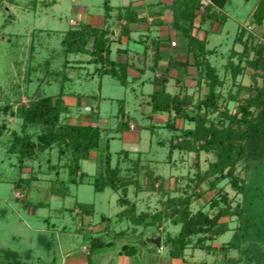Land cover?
Listing matches in <instances>:
<instances>
[{"label":"rangeland","instance_id":"rangeland-1","mask_svg":"<svg viewBox=\"0 0 264 264\" xmlns=\"http://www.w3.org/2000/svg\"><path fill=\"white\" fill-rule=\"evenodd\" d=\"M103 1L56 0L52 3L53 0H0V107L3 109L9 104L15 110L21 105H27L31 98L59 94L64 87L62 105L67 109L61 114L62 123L84 124L89 120L86 116L88 113L93 116L90 123L95 124L98 122V117H103L114 124L118 118L119 99H124L130 111L127 115L133 119L131 127H135L136 122L141 142L127 146L129 144H124L126 142L121 137L122 134H117V130H114L116 138L110 140L112 165L119 164L121 176L131 179L137 177L140 184L139 186L136 183L129 184L126 191H123L122 187L117 190L107 188L103 192L96 191L93 181L102 170L101 162L98 160V150L101 153L107 143L106 137L103 136L100 149L97 151L94 149L89 158L82 162L83 171L88 174L84 177V183L71 184L70 193L65 196L51 194L49 189L52 181L57 177L66 179L68 176L69 168L65 164L69 162L70 154L62 156L58 147L54 146L42 152L38 158L27 160L21 165L18 154L10 152L9 147L13 140L12 131L21 132L22 121L10 112L2 113L0 123L5 122L8 130L0 136V210L8 209V214L0 215V264H13V258H4L3 254L5 249L10 248L18 250L20 255L24 250L30 252L29 260L21 256V260L27 261L25 264H51L53 257H48L46 243L36 239L39 234H43V237L46 234L48 240L52 241L51 244H55L56 250L53 253L54 257L57 256L55 264H62L60 249L80 251L83 245L89 247L92 238L99 234L104 225L110 227L111 233L115 235L119 233L120 236L126 237L142 235L150 238L161 234L164 238L167 234L177 235L181 226L173 224L170 219H165L161 227L146 228L145 225L132 224L129 215L120 214L123 210H132L133 206L138 214L143 211L153 214L157 210H163L169 204L168 194L170 198L191 195L190 212H207L211 218L221 208L228 204L235 206L241 200V195L232 188L228 178L212 186L211 178L205 177L210 162L215 159L214 152L174 150L172 155H169V140L174 133L173 130L159 128L152 133L151 130L142 128L141 125L145 121H151V117L144 120L142 113L144 105L140 104L137 96L139 91L128 89L111 75H104L100 90L98 74L94 78H87L86 70L93 71L95 68L93 63L85 62L87 68H83L82 72L77 70L76 75L74 74L69 80L63 81L64 76L56 73L62 69L66 70L62 34L71 24H76L74 27H77L75 20L83 21L85 18L83 11L78 13L75 7L84 8V5L89 4L90 13L100 14L104 9ZM143 1L157 3L158 7H163L164 3L169 2V0ZM112 2L117 4L128 1L112 0ZM258 2L259 0H230L225 9L229 12L228 21L223 25L219 22L213 24V29L221 27L223 31L221 34L214 33L211 38L210 45L211 48H215V52L210 59L225 80L221 88L224 95L222 107L225 105L233 113L250 95L248 87L253 86L254 77L261 73L247 63V58L260 59L264 63V21L256 22L251 16ZM167 14L170 15L169 12ZM242 26L246 34L240 35V39L239 31ZM200 35L203 36V32ZM235 38H238V41ZM261 49L262 55H260ZM233 51L239 52V55ZM68 57L74 60L86 58L87 55L70 54ZM47 60H50L49 67L46 66ZM230 61L239 67L236 77L232 74V68L228 67ZM192 71L191 76L194 78L188 77V90L199 97L205 94L207 89L203 86L201 91H198V72L196 69ZM262 75L258 77L259 83L262 82ZM170 90H177L173 83L170 84ZM145 92L140 95L143 99ZM229 93L235 95V99H228ZM89 106L94 111L88 110ZM97 109H100L99 115L95 114ZM258 109L255 110V114H258ZM160 118L162 124L166 123V114H162ZM213 118L218 121L220 114H214ZM119 119L123 120L122 115ZM176 122L178 126H193L192 122L181 118L176 119ZM107 123L108 121L102 122L104 126H107ZM33 130L31 129L32 132ZM38 131L40 132L39 129ZM106 131V135L109 134V131ZM108 137L110 139L111 136ZM158 140H165L166 145H161ZM122 149L129 151L128 158L119 157L118 152ZM138 157L140 161L136 167L134 161ZM236 173L239 176L245 175L246 169L242 163L237 166ZM34 175L36 177L28 183L26 179ZM149 175L154 177L161 175L165 181L164 189L159 181L151 184ZM21 178L24 180L20 181ZM23 200L42 202V205L32 212L30 207L34 206L25 205ZM80 203L92 204L94 212L90 214L87 209L91 207H81ZM218 222H228L230 229L223 235L215 237L212 241L214 246H220L230 240L237 225V218L223 216ZM197 239L198 237L194 238L195 241ZM116 241L117 247L124 244L122 237ZM134 242L139 249L138 257L141 264H152L151 260L157 252H160L159 248L144 250L150 242L141 237L134 239ZM167 250L168 248L163 246L161 251L167 254ZM144 251L145 253H142ZM50 254L52 255L51 252ZM230 254L237 256L238 252L232 250ZM185 255L197 262H222L221 255L199 248L189 247Z\"/></svg>","mask_w":264,"mask_h":264},{"label":"trees","instance_id":"trees-1","mask_svg":"<svg viewBox=\"0 0 264 264\" xmlns=\"http://www.w3.org/2000/svg\"><path fill=\"white\" fill-rule=\"evenodd\" d=\"M55 1L53 0L52 3ZM228 1L211 0L204 10H201L202 0L174 1L173 25L181 29L187 37L188 55L193 57V65L198 72V91H201L203 86L207 91L195 98L194 94L187 92L173 94L163 87L151 94L150 104L153 112H168L170 115L165 124L166 128L174 132L169 140V155H172L174 150L196 153L214 152L215 159L210 162L205 177L211 178L212 186L228 178L232 188L241 195V200L235 206L228 204L221 208L213 218L207 212H190L191 195L176 197V199L175 196L170 198L169 194L167 196L169 204L163 210H157L153 214L145 211L138 214L133 206L132 210L126 209L120 214L129 215L128 218L134 225L142 224L146 228L161 227L165 219H170L173 224H179L181 227L177 235L167 234L163 238V243L169 248V254L172 257L184 256L186 250L193 247L222 257V262L203 261L201 264H264V72H262L264 63L260 59L247 58V63L261 71L260 75L263 74L262 82H258L260 75L254 77L253 86L248 87L250 95L233 113L225 105L222 107L224 95L221 88L225 80L220 76L218 67L208 57L207 40L193 34L195 20L199 15L202 22L210 18L212 21L219 22L220 25L225 24L227 16L219 10L224 8ZM104 5L109 13L111 9L109 0H105ZM127 10L125 15L129 23L134 17L129 8ZM251 16L256 22L264 21V0H259ZM124 32H129L128 24L124 25ZM64 34L62 44L66 55L87 53L91 56L89 61L97 64L96 69L100 74H110L118 78L122 84L127 85V65L119 64L110 58L107 29L80 23L77 27L67 29ZM244 34L246 31L242 26L239 36ZM235 40L238 41V38ZM262 51L261 49L260 55ZM233 52L239 55V52ZM49 64L47 60L46 66L48 67ZM233 65H235L234 62L228 63V67L232 68L233 76L236 77L239 67ZM56 73L64 76L63 81L67 80L65 69ZM63 89L64 87L62 91ZM62 91L55 95L31 98L27 105H21L15 110L9 104L3 109L0 107V115L10 112L22 121L21 132L12 131L13 140L9 147L10 152L18 154L21 165H24L27 160L38 158L42 152L54 146L58 147L62 156L70 154V160L65 164L69 168L67 178L57 177L52 181L49 189L51 194L65 196L70 193L71 184L84 183V177L87 174L83 171L81 161L89 158L93 149H100L102 133L98 125L62 123L61 114L67 109L65 105H62ZM235 97L229 93L228 99H235ZM257 108H259L258 114H255ZM216 113L220 114L218 121L213 118ZM180 118L192 122L193 126H178L176 119ZM123 124L128 125V120L123 118ZM31 129H34L33 132ZM6 130H8L6 123H0V136ZM159 143L166 145L165 140H159ZM109 148L107 142L106 148L102 149L103 152L100 153L98 150V160L101 162L102 170L93 181L96 191H104L108 187L115 190L122 187L123 191H126L127 186L133 183L139 186L137 177L125 178L121 176L119 164L112 165V154ZM106 150L107 153H105ZM128 155L127 150L119 152V157L128 158ZM139 161V157L134 161L136 167ZM240 163L246 169L244 176L236 173ZM35 177L36 175L26 180L29 183ZM149 177L152 180L151 184L159 181L164 189L165 181L161 175L156 177L149 175ZM23 180L24 178L20 179V181ZM23 201L28 206L42 205V202ZM80 206H90L91 209H87L88 212L90 214L94 212L92 204L80 203ZM223 216L236 217L237 225L229 241L220 246H214L212 241L215 237L223 235L230 229L228 222H218ZM195 237H198L196 241ZM91 242L93 246L105 244L104 237L101 235L93 237ZM124 248L136 249L137 247L134 243L128 242ZM232 250H236L238 255L231 256Z\"/></svg>","mask_w":264,"mask_h":264},{"label":"crops","instance_id":"crops-1","mask_svg":"<svg viewBox=\"0 0 264 264\" xmlns=\"http://www.w3.org/2000/svg\"><path fill=\"white\" fill-rule=\"evenodd\" d=\"M78 1V0H76ZM105 1V0H104ZM103 1V2H104ZM127 3L119 2L113 3L112 0H109V5L111 9L109 13H107L105 9V5L103 3V11L100 14L90 13V5L86 4L82 8V6H76V12H82L85 15L83 21L75 20L77 26L80 23H86L90 26L103 28L108 30V34H106L109 39L110 44V58L113 61H116L119 64L127 65V85H124L120 82V80L114 77L121 85L127 87L128 89H132L133 91H139V101L140 104L144 105L142 108V113L144 116V120L151 117V123L146 122L141 126L142 128L151 130L152 133L159 128L166 129V126L162 124L161 118L162 114H166L167 118L170 116L168 112H153L152 106L150 104L151 94L158 89H162L163 87L173 94L175 93H189L194 94L195 98H198L196 94L192 91L188 90V77L194 78L191 76L193 73L192 69H196L193 65L194 59L191 55H188V40L185 34L181 29L176 28L173 25L174 19V10L173 3L175 0H169L167 4L164 3L163 7H158L157 3L148 2V1H140V0H127ZM160 2V1H159ZM211 0H202L203 5L201 7H206L210 4ZM230 0L226 3L222 12L227 16V21L229 17V12H227L226 7L229 4ZM129 8L130 12L133 14V19L128 23L126 18V11ZM202 8L201 10H203ZM170 13L167 14V13ZM83 15V16H84ZM73 20V19H71ZM70 20V24H71ZM226 21V22H227ZM198 22V23H197ZM201 16L199 15L195 20V26L193 29V34L197 35L201 39H206L207 44L206 48L209 50V59L210 56L214 54L215 48H211L210 42L214 33L221 34V27L218 29H213V24L217 23L216 21H212L210 18L206 19L202 22ZM225 22V23H226ZM128 24L129 32H124V25ZM218 24V23H217ZM76 24H71L69 28L74 27ZM206 26H210L209 28ZM202 27H206L205 29ZM68 28V29H69ZM67 30V29H66ZM118 31V32H117ZM114 32H117L114 34ZM203 32V36L200 34ZM63 37L65 34H62ZM181 36V37H180ZM183 37V38H182ZM182 38V39H181ZM63 39V38H62ZM173 40H177V45L172 46L171 42ZM179 51H181L179 53ZM65 54V53H64ZM70 54H86V58H75L70 59L68 56ZM68 55L65 54L64 59V67L66 68V78L67 80L72 79V76L76 73L77 70L82 72L83 68H87L86 63L91 64L89 61L91 56L87 53H70ZM211 60V59H210ZM212 62V61H211ZM50 63V60H49ZM95 68L93 71L86 70L87 78H94L97 74L100 77V90L102 89V79L104 75L110 74H100L97 71V64L93 63ZM66 65V66H65ZM50 66V65H49ZM48 66V67H49ZM197 71V69H196ZM76 75V74H75ZM182 75V76H181ZM112 76V75H111ZM196 78V77H195ZM174 84L176 91L170 90V84ZM179 84L180 86H178ZM178 86V87H177ZM147 90V91H146ZM146 91V92H145ZM146 93V95L141 97L142 93ZM72 95V94H71ZM70 95V96H71ZM65 96V95H64ZM67 97V96H66ZM102 98V96L100 95ZM97 100V99H95ZM120 107L117 112V121L112 124L108 118L98 117L97 123H90V119L92 114L87 113L88 121L84 124H93L98 125L101 129L102 137L105 136L107 142L110 147V140L112 138H116L114 136V130H117V134L121 133L122 138L126 143L129 144H138L141 142L140 132H137V124L135 122V127H131L132 120L127 112L129 108H127L124 99H119ZM94 104L96 102H93ZM148 105V106H147ZM90 107V106H89ZM99 107V106H98ZM147 107V108H146ZM88 110H93V108H89ZM94 111V110H93ZM100 109H97L95 114L99 115ZM93 114V115H95ZM128 120V125L123 124V120L119 119L121 116ZM108 121L107 126H104L102 122ZM105 127V128H103ZM106 130L109 131V134L106 135ZM111 136L110 139L108 136ZM138 136V137H137ZM137 138V139H133ZM136 141V142H135ZM159 143V140L157 141ZM94 150V149H93ZM91 151V153L93 152ZM110 150V148H109ZM127 150V149H122ZM129 150V149H128ZM97 151V149H95ZM120 152V151H119ZM118 152V153H119ZM129 152V151H128ZM84 160L81 161V164ZM88 175V174H87ZM110 188V187H108ZM107 189V188H106ZM104 189V190H106ZM103 192V191H98ZM125 203H127L125 201ZM31 211L34 212L36 207H30ZM138 213V212H137ZM8 209H1L0 215L7 216ZM1 217V216H0ZM110 217V216H109ZM107 218V217H106ZM108 221H110L107 218ZM112 221V220H111ZM132 223V222H131ZM133 224V223H132ZM140 226L142 224H139ZM164 229V227H163ZM103 236L105 244L102 246H93L92 242L88 245H83L80 251L75 249H60L62 251V264H141L138 254L139 249H129L124 248L126 242L134 243V239H148L147 236L140 235L138 237L131 236H120V234L115 235V233H111L110 227L105 226L100 229L99 234L96 236ZM161 235V234H160ZM95 237V236H94ZM122 237V241L124 240V244L120 247H117L116 240ZM161 247L156 246L155 244L150 242L149 246H145L146 249H154L159 248L160 252H157L156 256L152 258V264H201L202 262H197V260H191V258L186 255L181 257H172L169 254V248L163 243V236ZM36 239L39 242L46 243V250L49 251V256L52 258L51 264H55L57 256L54 257L53 253L56 250L55 244H51L52 241L48 240L46 234L43 237V234H39L36 236ZM62 244V242H61ZM86 244V243H85ZM154 246V247H153ZM165 246L168 248V253L164 254L162 247ZM52 253V255L50 254ZM142 253H145L142 252ZM4 258H13V264H25L27 261L31 259L30 252L24 250L21 251V255L16 249H5L4 250ZM25 256L26 260L22 259L21 256ZM144 255V254H143ZM3 256V255H2ZM88 256V257H86ZM10 261V260H9ZM30 262V261H29ZM33 264V263H32Z\"/></svg>","mask_w":264,"mask_h":264},{"label":"water","instance_id":"water-1","mask_svg":"<svg viewBox=\"0 0 264 264\" xmlns=\"http://www.w3.org/2000/svg\"><path fill=\"white\" fill-rule=\"evenodd\" d=\"M149 241L153 244H155L158 247H161L162 237L161 235H153L150 238H148Z\"/></svg>","mask_w":264,"mask_h":264},{"label":"built area","instance_id":"built-area-1","mask_svg":"<svg viewBox=\"0 0 264 264\" xmlns=\"http://www.w3.org/2000/svg\"><path fill=\"white\" fill-rule=\"evenodd\" d=\"M171 45H172V46H176V45H177V40H173V41L171 42Z\"/></svg>","mask_w":264,"mask_h":264}]
</instances>
